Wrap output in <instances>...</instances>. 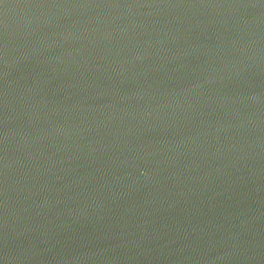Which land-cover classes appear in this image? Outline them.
<instances>
[{"label": "water", "instance_id": "95a60500", "mask_svg": "<svg viewBox=\"0 0 264 264\" xmlns=\"http://www.w3.org/2000/svg\"><path fill=\"white\" fill-rule=\"evenodd\" d=\"M0 264H264V0H0Z\"/></svg>", "mask_w": 264, "mask_h": 264}]
</instances>
